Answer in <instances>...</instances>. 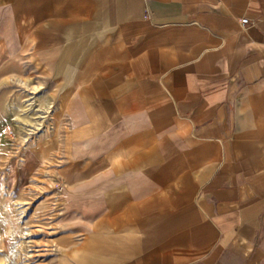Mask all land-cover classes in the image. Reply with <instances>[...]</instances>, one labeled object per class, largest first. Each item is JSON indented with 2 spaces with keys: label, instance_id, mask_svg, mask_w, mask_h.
I'll use <instances>...</instances> for the list:
<instances>
[{
  "label": "crops",
  "instance_id": "1",
  "mask_svg": "<svg viewBox=\"0 0 264 264\" xmlns=\"http://www.w3.org/2000/svg\"><path fill=\"white\" fill-rule=\"evenodd\" d=\"M14 47L58 80L52 264H264V0H0Z\"/></svg>",
  "mask_w": 264,
  "mask_h": 264
},
{
  "label": "rangeland",
  "instance_id": "2",
  "mask_svg": "<svg viewBox=\"0 0 264 264\" xmlns=\"http://www.w3.org/2000/svg\"><path fill=\"white\" fill-rule=\"evenodd\" d=\"M57 82L20 48L0 55V264H52L55 239L74 223L51 148Z\"/></svg>",
  "mask_w": 264,
  "mask_h": 264
},
{
  "label": "built area",
  "instance_id": "3",
  "mask_svg": "<svg viewBox=\"0 0 264 264\" xmlns=\"http://www.w3.org/2000/svg\"><path fill=\"white\" fill-rule=\"evenodd\" d=\"M246 22H247V19H244V20H243V23H246Z\"/></svg>",
  "mask_w": 264,
  "mask_h": 264
}]
</instances>
